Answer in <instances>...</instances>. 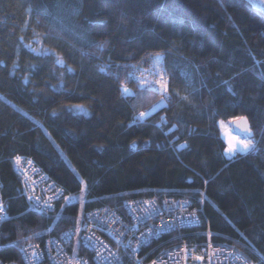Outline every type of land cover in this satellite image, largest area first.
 Wrapping results in <instances>:
<instances>
[{"label": "trees", "instance_id": "16d2710c", "mask_svg": "<svg viewBox=\"0 0 264 264\" xmlns=\"http://www.w3.org/2000/svg\"><path fill=\"white\" fill-rule=\"evenodd\" d=\"M160 54L169 92L153 111L163 92L139 77ZM239 116L254 145L227 158L219 122ZM17 155L76 202L27 210ZM0 192L4 262L140 197L185 198L198 229L264 259V14L243 0H0Z\"/></svg>", "mask_w": 264, "mask_h": 264}, {"label": "built area", "instance_id": "2783aa9c", "mask_svg": "<svg viewBox=\"0 0 264 264\" xmlns=\"http://www.w3.org/2000/svg\"><path fill=\"white\" fill-rule=\"evenodd\" d=\"M165 124L163 117L156 122L158 127ZM235 154L225 152L227 158ZM17 156L21 157L19 165ZM17 156L13 169L27 210L49 214L58 201L76 202L31 157ZM0 209L1 226L5 219L1 192ZM200 213L187 199L172 197L125 200L120 211L101 206L83 211L76 224L59 237L25 244L20 262L0 260V264H264L242 242L208 228L198 229ZM85 237H92L95 245Z\"/></svg>", "mask_w": 264, "mask_h": 264}, {"label": "snow or ice", "instance_id": "6c2138e0", "mask_svg": "<svg viewBox=\"0 0 264 264\" xmlns=\"http://www.w3.org/2000/svg\"><path fill=\"white\" fill-rule=\"evenodd\" d=\"M44 55H47V53H43ZM157 59H159V56L157 57ZM71 71V70H70ZM101 71H104V69H101ZM227 83V82H225ZM155 84L159 85V88H154L152 86V83L147 81V80H144V79H141L139 81V85L141 88L147 86L151 91L153 92H160L162 91L163 92V95H161V98L160 100L157 102V104H154L152 105V110L155 111V109L157 107H160L162 105H164L165 101L168 99V92H169V89H168V81L164 78L163 74H161L160 78L157 79L155 81ZM121 87L123 88V92L125 95H130L131 93L129 92V89L127 87V85H125L123 82L121 83ZM229 90H230V86H229ZM137 95H139V93H137ZM183 99L187 100L188 97L185 96ZM77 108L79 110H83V106H77ZM151 113L150 112H145V111H141L139 113V117L138 119H145L147 116H149ZM234 120L236 121H245L246 122V117H243V116H239V117H235ZM223 122L221 121V124ZM242 131H244L246 134H250V130L249 129H243ZM237 145H241L242 146V149L243 150H248L250 147H251V141L250 140H245V139H241V138H238L236 135H232L230 138H229V142H228V147L227 149L225 150L227 153L229 154H235V152L237 151ZM181 148L183 147H186V143L184 145H180ZM20 161H21V157L20 156H17L16 157V163L17 165L20 164ZM31 163V161H29V164ZM29 200L32 199L31 196L28 197ZM37 200L40 199V197H36ZM51 199V197L49 198V200ZM67 199V198H66ZM46 206H49L47 203H46ZM83 206V205H81ZM2 210V209H0ZM77 232H79V228H77L76 230ZM86 240H89L93 243V245H95L96 241L92 238V237H85ZM22 251H24L22 249ZM38 255L37 252L33 251L32 252V256L33 257H36Z\"/></svg>", "mask_w": 264, "mask_h": 264}, {"label": "rangeland", "instance_id": "374dc122", "mask_svg": "<svg viewBox=\"0 0 264 264\" xmlns=\"http://www.w3.org/2000/svg\"><path fill=\"white\" fill-rule=\"evenodd\" d=\"M158 56H159V59H157ZM158 56L155 58L153 66L150 69L144 71V73L139 77V80L144 79V80L151 82L152 86L154 88H159V85L155 84V81L160 78L161 74H163L164 78L166 79L164 71H163V66H162V56H161V54ZM222 122H223L222 124H221V122H219V127H220L221 137L223 138V140L226 143V149L228 147L229 138L232 135H236L238 138H241V139L250 140L251 141V147L249 149L252 148V146L254 145L253 139H250V138H247V137H244V136H241V135L235 133L232 130L231 122H224V121H222ZM248 150H246V151H248ZM237 151L246 152L245 150L242 149L241 145H237ZM229 155H232V154H229Z\"/></svg>", "mask_w": 264, "mask_h": 264}, {"label": "water", "instance_id": "95a60500", "mask_svg": "<svg viewBox=\"0 0 264 264\" xmlns=\"http://www.w3.org/2000/svg\"><path fill=\"white\" fill-rule=\"evenodd\" d=\"M245 2H247L253 9L261 12L262 14H264V0H243ZM245 117V116H243ZM231 127L232 130L244 137L253 138V130L250 126L249 120L246 117V122L245 121H236V120H232L231 121ZM243 129H249L250 130V134H246L244 131H242Z\"/></svg>", "mask_w": 264, "mask_h": 264}]
</instances>
